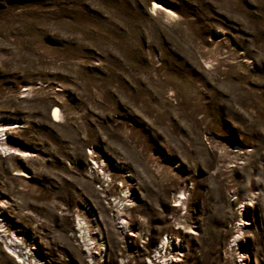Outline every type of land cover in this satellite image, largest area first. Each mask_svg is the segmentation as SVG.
<instances>
[{"label": "rangeland", "instance_id": "rangeland-1", "mask_svg": "<svg viewBox=\"0 0 264 264\" xmlns=\"http://www.w3.org/2000/svg\"><path fill=\"white\" fill-rule=\"evenodd\" d=\"M0 119V264H264V0H0Z\"/></svg>", "mask_w": 264, "mask_h": 264}, {"label": "bare ground", "instance_id": "bare-ground-1", "mask_svg": "<svg viewBox=\"0 0 264 264\" xmlns=\"http://www.w3.org/2000/svg\"><path fill=\"white\" fill-rule=\"evenodd\" d=\"M208 63V62H207ZM30 87H28V88H26V89H29ZM56 109H58V108H56ZM16 124H15V122H7V121H5V120H1L0 119V134H1V132H5V131H7V129H9V128H12L13 126H15ZM0 146H1V149L3 148V147H5V148H3V152H5L6 150H8V148H9V150H10V147H8L4 142H0ZM5 149V150H4ZM104 176H106L105 174H104ZM181 193V192H180ZM177 199H179V197H177ZM177 199H175V200H177ZM1 205H2V203H1ZM1 205H0V231L2 230V231H5L6 229L4 228L5 227V222H4V218L2 217V211H1ZM113 205L114 206H116L117 205V202H114L113 203ZM80 220L82 221V222H80ZM78 222H77V227L80 229V237L82 238V240H83V242H84V246H86L87 247V249L88 250H90V247L88 246V242H87V239H84V229L88 226L86 223V220H84V219H82V218H78V220H77ZM121 225L124 223V221L122 220V221H120L119 222ZM4 228V229H3ZM3 239H4V243H5V246H6V248H10V250L11 251H15V248H13V246H15V245H18L19 243H17V242H14L13 240L12 241H10V243H7L6 242V240H7V238H9V236H5V237H2ZM86 238V237H85ZM89 238V237H88ZM235 239V238H234ZM93 242H95V244H96V246H98L97 248H98V253H100L103 249H104V246H103V244H102V241H100V237H94V239H93ZM18 251V250H17ZM25 254V251L24 252H21L20 251V255L21 256H23ZM25 256V255H24ZM24 258V257H23ZM170 263V262H169ZM163 264V263H162ZM166 264H168V263H166Z\"/></svg>", "mask_w": 264, "mask_h": 264}]
</instances>
